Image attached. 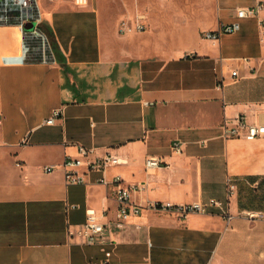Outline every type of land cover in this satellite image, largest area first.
Segmentation results:
<instances>
[{
  "label": "crops",
  "instance_id": "0c3cea01",
  "mask_svg": "<svg viewBox=\"0 0 264 264\" xmlns=\"http://www.w3.org/2000/svg\"><path fill=\"white\" fill-rule=\"evenodd\" d=\"M38 1L56 64L24 63L20 29L0 26V264H264V136H224L239 116L264 124V9L217 41L201 36L264 0ZM139 15L144 31L120 32ZM80 146L84 161L121 163L81 167L85 181L68 184ZM149 157L168 166L147 169ZM115 177L140 187L135 204L215 198L232 218L144 210L117 228ZM88 209L105 214V244L68 236Z\"/></svg>",
  "mask_w": 264,
  "mask_h": 264
},
{
  "label": "built area",
  "instance_id": "2783aa9c",
  "mask_svg": "<svg viewBox=\"0 0 264 264\" xmlns=\"http://www.w3.org/2000/svg\"><path fill=\"white\" fill-rule=\"evenodd\" d=\"M75 6L83 7L88 0H73ZM264 9V1H260L254 7H241L236 9L237 20L233 23H221L216 30L204 31L201 36L204 39L217 41L222 35L232 34L240 30V21L248 18L259 19L262 10ZM145 17L139 15L134 22L122 20L120 23V32H135L144 31L146 25ZM264 35V23L259 21ZM27 25H31L30 29H26ZM0 26H17L21 31V37L27 46L24 56L26 64H41L54 65L57 63L52 41L43 27L42 9L38 0H0ZM242 78L240 73L235 70L231 74L230 81L236 82ZM222 82L225 79L222 77ZM62 110L54 109L51 116L46 120V124H53L60 116ZM224 136L227 138L243 137L247 140H254L264 136V124H247L245 118L239 116L235 119V123L231 127L224 128ZM173 150L175 153H182L180 144L174 143ZM91 153L90 149L84 146L79 147L80 157L76 159H67L64 163L65 181L68 184H79L85 181L84 174L79 172L81 167H85L87 171L104 169L107 166H116L121 163L120 158L111 153H107L95 160L84 161ZM168 166V163L158 158L149 157L146 159V168H158ZM53 167H45V171H53ZM101 183H106L105 178L99 180ZM113 194L117 201V210L114 217V225L117 228H123L130 217L138 216L144 210L154 212L170 213L180 219H185L192 214H207L211 207H217L222 210L223 217L229 222L232 215L224 210L225 202L219 199L211 198L208 201H195L189 204L175 205L169 202L153 201L145 206L135 204L131 201V193L134 190L140 189L139 186H125L121 177H115L111 181ZM236 191V184L233 179H228L227 194L230 198ZM251 218H260V215L247 213ZM105 214L98 216L96 211L88 209L86 222L77 229H69L68 236L70 238L82 239L86 244H105L108 241L106 232V223L102 221ZM110 253H107L109 256Z\"/></svg>",
  "mask_w": 264,
  "mask_h": 264
},
{
  "label": "rangeland",
  "instance_id": "374dc122",
  "mask_svg": "<svg viewBox=\"0 0 264 264\" xmlns=\"http://www.w3.org/2000/svg\"><path fill=\"white\" fill-rule=\"evenodd\" d=\"M30 28H31V25H27V26H26V29H30Z\"/></svg>",
  "mask_w": 264,
  "mask_h": 264
}]
</instances>
